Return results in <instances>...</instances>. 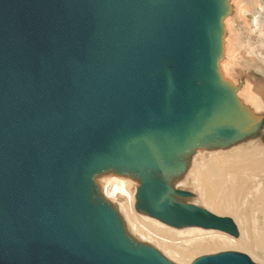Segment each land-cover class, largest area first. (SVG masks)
Instances as JSON below:
<instances>
[{
	"label": "water",
	"instance_id": "water-1",
	"mask_svg": "<svg viewBox=\"0 0 264 264\" xmlns=\"http://www.w3.org/2000/svg\"><path fill=\"white\" fill-rule=\"evenodd\" d=\"M234 0H0V264H178L126 229L95 177L137 181L166 226L239 235L173 185L200 150L264 145V88L224 76ZM263 108L237 94L244 82ZM153 241V242H152ZM186 264H264L239 249Z\"/></svg>",
	"mask_w": 264,
	"mask_h": 264
},
{
	"label": "bare ground",
	"instance_id": "bare-ground-1",
	"mask_svg": "<svg viewBox=\"0 0 264 264\" xmlns=\"http://www.w3.org/2000/svg\"><path fill=\"white\" fill-rule=\"evenodd\" d=\"M234 7L235 16L245 29L242 35L233 26V18H224L227 34L220 68L229 77L242 51L264 64V48L257 39L252 40L256 19L264 12V0H234ZM237 94L254 111L263 108L248 81ZM241 142L225 150L197 151L186 172L171 181L175 186L196 191L193 201L215 214L232 216L238 226L237 237L199 226H166L155 218L138 214L134 209L137 181L126 175L108 171L96 176L95 182L100 192L108 184L106 194L132 236L146 242L152 239L165 257L178 264L224 249L244 250L252 260L264 263V145L258 139Z\"/></svg>",
	"mask_w": 264,
	"mask_h": 264
},
{
	"label": "rangeland",
	"instance_id": "rangeland-1",
	"mask_svg": "<svg viewBox=\"0 0 264 264\" xmlns=\"http://www.w3.org/2000/svg\"><path fill=\"white\" fill-rule=\"evenodd\" d=\"M247 17L251 18L250 14H248ZM233 26L235 29L242 31L243 35L245 26L240 19L234 20ZM257 32L260 34H256ZM256 39L264 48V12L256 19L252 40L255 41ZM243 53L245 52H241L239 63L234 66L232 75L236 79L242 77L250 81L258 90L264 88V64L258 61L254 55L245 56L246 54L243 55Z\"/></svg>",
	"mask_w": 264,
	"mask_h": 264
}]
</instances>
